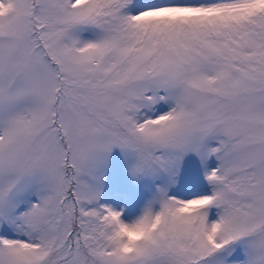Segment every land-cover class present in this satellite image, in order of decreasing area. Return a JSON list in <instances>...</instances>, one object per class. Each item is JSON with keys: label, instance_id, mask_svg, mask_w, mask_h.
Returning a JSON list of instances; mask_svg holds the SVG:
<instances>
[{"label": "rangeland", "instance_id": "374dc122", "mask_svg": "<svg viewBox=\"0 0 264 264\" xmlns=\"http://www.w3.org/2000/svg\"><path fill=\"white\" fill-rule=\"evenodd\" d=\"M0 264H264V0H0Z\"/></svg>", "mask_w": 264, "mask_h": 264}, {"label": "bare ground", "instance_id": "6f19581e", "mask_svg": "<svg viewBox=\"0 0 264 264\" xmlns=\"http://www.w3.org/2000/svg\"><path fill=\"white\" fill-rule=\"evenodd\" d=\"M23 241H24V240H23ZM23 241H22L21 243H24Z\"/></svg>", "mask_w": 264, "mask_h": 264}]
</instances>
